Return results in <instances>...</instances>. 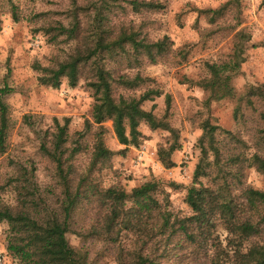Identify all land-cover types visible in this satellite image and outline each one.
<instances>
[{"label": "trees", "instance_id": "1", "mask_svg": "<svg viewBox=\"0 0 264 264\" xmlns=\"http://www.w3.org/2000/svg\"><path fill=\"white\" fill-rule=\"evenodd\" d=\"M116 1L103 0V6L95 8L88 33L85 29L82 32L77 13L73 14L71 27L60 24L55 28L78 43L65 58L48 66L36 62L34 68L41 72L39 81L53 87H59L64 78L73 87L82 77L86 79L93 97L92 122L96 126L93 165L124 153L130 145L138 146L142 138L139 126L145 122L152 129L162 128L172 134L173 140L160 146L157 154L164 166L174 167L172 156L181 144L178 130L169 122L170 95H166L164 115L158 117L143 104L161 96L163 91L149 86L136 92L151 80L142 74V67L168 55L173 41L168 35L152 39L143 26L133 23L114 24L109 13ZM230 2L237 5L238 0ZM129 4L139 13L165 7L154 0H130ZM198 10L213 18L223 12L221 8ZM251 45L250 33L246 28L239 29L230 58L205 63L209 75L202 85L208 92V103L221 97L235 99V118L239 122L245 120L244 105L250 106L257 132L255 151H233L231 142L245 140L210 118L204 119L198 139L200 156L185 198L191 214L178 216L168 210L155 195L159 186L154 180L134 187L130 193L119 185L87 187L89 174L78 172L73 162L82 145H68L71 119L64 117L61 122L54 118V129L40 149L53 163L59 178L62 190L57 200L52 201L41 190L34 168L23 167L14 182L17 204L10 206L0 201V221L8 223L7 249L18 259L17 264H88L85 256L70 244L67 234L77 211L92 200L96 206L108 208L109 214L102 224L92 226L87 240L103 239L118 245L124 232L136 236L134 248L121 250L118 264H181L182 254L188 249L197 256L200 251L206 256L205 261L197 258L199 262L191 264H264V190L250 185L246 174L249 167L264 173V83L251 85L243 95L237 94L233 84ZM12 90L8 85L0 89V151L4 149L8 126L4 97ZM107 121L112 122L118 141L125 145L122 150L106 145ZM203 177L208 178L209 184L202 181Z\"/></svg>", "mask_w": 264, "mask_h": 264}, {"label": "rangeland", "instance_id": "2", "mask_svg": "<svg viewBox=\"0 0 264 264\" xmlns=\"http://www.w3.org/2000/svg\"><path fill=\"white\" fill-rule=\"evenodd\" d=\"M129 1L114 3L116 7L109 13L114 24L133 23L143 26L152 39L168 35L173 41L168 55L142 67V74L151 80L136 92L149 86L163 91L161 96L143 104L144 108L153 109L158 117L164 115L166 95H170L169 122L178 130L181 144L172 156L176 166H164L157 154L160 146H167L173 140L170 131L152 129L145 122L139 126L142 138L138 146L130 145L124 153L93 165L96 126L92 122L93 97L86 79L82 77L75 87L69 85L66 78L59 87L42 84L38 79L41 72L34 68L36 62L52 65L65 58L78 43L55 28L60 24L71 27L73 14L77 13L82 32L85 29L88 33L95 8L100 9L103 0H0V89L6 85L13 88L4 97L8 126L4 149L0 151V201L10 206L17 204L14 182L23 167L34 168L41 190L52 201L57 200L62 187L53 163L40 149L54 129V118L61 122L64 117L71 119L68 145H82V151L73 162L78 172L89 174L87 187L119 185L130 193L134 187L154 180L159 186L156 197L178 216L192 212L185 198L200 156L198 139L204 119L210 118L245 140V143L231 142L233 151L245 149L248 154L255 151L257 132L250 106L243 107L245 120L237 121V101L221 97L208 103V92L202 81L209 75L205 63L229 59L236 32L246 28L252 45L233 84L237 94L243 95L251 85L264 83V0H238L237 5L230 0H154L165 7L142 13L133 10ZM219 8L223 12L215 18L198 12V9ZM122 69L135 73V70ZM105 126L106 145L116 151L125 148L118 141L112 122L107 121ZM246 174L250 185L264 190V173L249 167ZM202 181L209 184L206 177ZM85 204L77 211L67 234L70 244L85 256L88 264H118L121 250L134 248L136 236L124 232L118 245L103 239L87 240L92 226L102 224L109 209L96 206L95 200ZM8 234V223L0 221V264H17L18 259L7 249ZM182 256L181 264L201 262L206 258L204 252L200 251L197 256L190 253V249Z\"/></svg>", "mask_w": 264, "mask_h": 264}]
</instances>
